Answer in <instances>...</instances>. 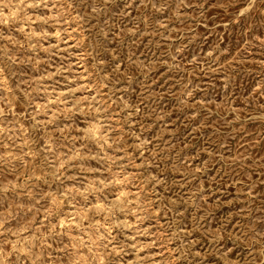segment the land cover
Wrapping results in <instances>:
<instances>
[{"label": "rangeland", "instance_id": "rangeland-1", "mask_svg": "<svg viewBox=\"0 0 264 264\" xmlns=\"http://www.w3.org/2000/svg\"><path fill=\"white\" fill-rule=\"evenodd\" d=\"M0 264H264V0H0Z\"/></svg>", "mask_w": 264, "mask_h": 264}]
</instances>
